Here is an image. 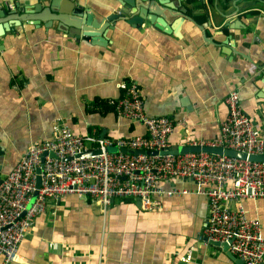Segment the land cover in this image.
Segmentation results:
<instances>
[{"label": "crops", "instance_id": "1", "mask_svg": "<svg viewBox=\"0 0 264 264\" xmlns=\"http://www.w3.org/2000/svg\"><path fill=\"white\" fill-rule=\"evenodd\" d=\"M51 1L0 0V10L17 5L33 12L35 5ZM54 1L60 7L81 4L97 19L121 8L117 0ZM187 8L193 20L183 21L179 36L148 21L137 28L121 20L106 31L102 45L78 42L59 30L57 21L46 28L44 22L16 20L14 32L0 37L2 178L62 120L81 135L147 136L142 122L115 108L124 80L139 85L148 116L174 120L170 145L214 140L233 90L264 132V0H189ZM161 187L192 190L194 184L171 179ZM154 199L157 207L144 211L138 200L115 198L106 212L85 196L48 199L13 264H186L190 249L189 264H243L226 246L200 238L207 197L192 192ZM244 205L264 233V198Z\"/></svg>", "mask_w": 264, "mask_h": 264}, {"label": "built area", "instance_id": "2", "mask_svg": "<svg viewBox=\"0 0 264 264\" xmlns=\"http://www.w3.org/2000/svg\"><path fill=\"white\" fill-rule=\"evenodd\" d=\"M120 88L123 96L114 102L118 114L142 122L147 136L81 135L62 120L54 125L49 139L33 142L0 182L1 264H13L20 259L21 244L36 217L45 211L48 199L85 196L106 212L113 199L132 198L140 200L144 211H150L157 207L154 197L192 192L207 197L209 204L200 238L229 243L232 257L243 264H261L262 225L258 218L248 215L244 202L264 198V161L206 152L155 156L121 152V148L161 151L169 147L175 123L168 116L146 114L142 90L133 79L121 82ZM225 103L228 115L221 123L219 135L209 142L189 144L223 146L248 156L264 154V132L245 114L238 91H231ZM44 152L48 154L44 157L41 187L28 208ZM171 179L189 180L194 189L164 191L161 183ZM192 256L190 249L183 261L189 264Z\"/></svg>", "mask_w": 264, "mask_h": 264}, {"label": "water", "instance_id": "3", "mask_svg": "<svg viewBox=\"0 0 264 264\" xmlns=\"http://www.w3.org/2000/svg\"><path fill=\"white\" fill-rule=\"evenodd\" d=\"M118 2H120L121 8L118 10H112L110 14L103 18L101 17V19H97L91 12L90 8L84 7L81 4L73 7H60L54 0H52L50 4H44L43 2L40 6L35 5L33 12H30L25 8H20V6L17 5L13 9L4 8L3 10H0V19H3L0 21V37L6 32H14V26L18 25L15 22L16 20L19 21L20 24L25 22L36 26H39L44 22L46 28H50L53 25V22L57 21V28L70 37H74L78 42L86 40L91 41L93 44L102 45L104 44L106 31L109 29L113 30L116 23L121 20L137 28L141 27L145 21H148L157 28L164 30L166 33L173 34L178 33L180 25L184 20H193L187 13L189 0H180L181 5H178V3L173 4L169 0H117V3ZM46 8L49 9V15L44 11ZM171 17L175 18L173 22L170 21ZM177 36H179V34H177ZM205 38H207L206 35ZM120 151L131 154L145 153L150 156L206 152L218 155L225 154L227 156L242 159L248 158L252 161H264V154H252L248 156V154L243 151L224 148L223 146L204 144L170 145L161 151L132 148H121ZM88 153H92V151ZM4 154V151L0 148V182L3 179L1 174L3 161L1 160V157ZM47 154L48 152L42 154L41 166L36 169V190L31 197L28 208L35 202L38 190L41 187V173L44 164V157ZM49 154L50 156L55 157L53 152H50ZM138 204L141 205L140 200H138ZM22 215H24V213ZM203 239L215 246H226L228 253L231 255L229 243L209 240L207 237H203Z\"/></svg>", "mask_w": 264, "mask_h": 264}]
</instances>
